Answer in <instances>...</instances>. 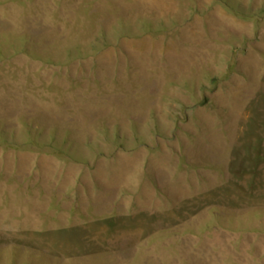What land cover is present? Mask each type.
<instances>
[{
	"label": "rangeland",
	"instance_id": "374dc122",
	"mask_svg": "<svg viewBox=\"0 0 264 264\" xmlns=\"http://www.w3.org/2000/svg\"><path fill=\"white\" fill-rule=\"evenodd\" d=\"M0 264H264V0H0Z\"/></svg>",
	"mask_w": 264,
	"mask_h": 264
}]
</instances>
